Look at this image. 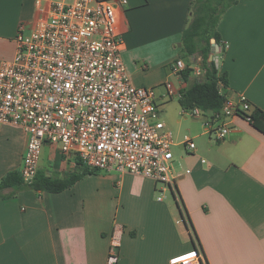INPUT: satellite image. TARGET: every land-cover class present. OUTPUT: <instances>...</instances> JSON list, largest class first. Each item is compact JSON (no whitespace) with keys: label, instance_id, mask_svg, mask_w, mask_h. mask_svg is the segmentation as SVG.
Instances as JSON below:
<instances>
[{"label":"crops","instance_id":"0c3cea01","mask_svg":"<svg viewBox=\"0 0 264 264\" xmlns=\"http://www.w3.org/2000/svg\"><path fill=\"white\" fill-rule=\"evenodd\" d=\"M37 1L0 0V61L13 59L19 26L35 22ZM127 2L120 22L124 61L137 85L157 88V101L165 107L173 102L166 82L182 93L197 79L193 70L189 80L177 74L176 61L203 65L202 56L188 55L183 43L195 0ZM218 30L228 44L218 53V66L228 73L227 96L237 100L244 94L264 111V0H239L223 14ZM211 116H192L203 121L191 135L205 139L200 148L178 146L189 155L187 167L175 170V203L166 195L158 199L167 190L151 178L102 170L60 192L24 187L0 198V264H108L118 229L116 264H177L175 257L195 249L192 235L209 264H264V132L236 115L216 121L230 125L218 140L206 125ZM27 143L24 128L0 127V180L21 171ZM86 166L46 142L38 172L65 179Z\"/></svg>","mask_w":264,"mask_h":264},{"label":"built area","instance_id":"2783aa9c","mask_svg":"<svg viewBox=\"0 0 264 264\" xmlns=\"http://www.w3.org/2000/svg\"><path fill=\"white\" fill-rule=\"evenodd\" d=\"M127 3L38 0L35 22L30 27L20 24L13 59L0 61V127L12 124L28 132L21 168L25 183L37 176L42 148L48 142L88 167L151 178L177 198L180 174L175 171L173 147L194 152L197 145L191 135L178 138L160 120L155 88L133 81L123 58L120 30ZM187 68L197 78L205 74L203 65L183 58L173 70L181 74ZM165 85L170 97H181L171 82ZM253 109L244 94L237 100L227 96L221 111H211L206 125L222 140L230 125L223 122L214 128V122L236 115L251 122ZM207 112L196 107L184 110V115ZM121 233L115 232L108 264L118 261ZM173 262L209 264L200 247Z\"/></svg>","mask_w":264,"mask_h":264},{"label":"trees","instance_id":"16d2710c","mask_svg":"<svg viewBox=\"0 0 264 264\" xmlns=\"http://www.w3.org/2000/svg\"><path fill=\"white\" fill-rule=\"evenodd\" d=\"M238 1L195 0L192 5L193 15L188 27L183 32V43L188 55L197 56L200 54L202 56L205 74L202 78H197L182 92L179 102L184 110L198 107L206 112H219L224 106L227 99L226 88L229 86L228 73L222 72L214 61L209 60L212 51L211 40L212 38L217 40L222 48L221 53L226 50L218 25L223 14ZM191 73L192 69L187 68L182 72V76L185 80H189ZM251 118V123L264 132V111L254 108ZM97 171V169L86 166L82 173L72 172L65 179L41 175L38 172L30 184L24 182L20 170L10 171L0 180V198L12 196L24 187H30L39 192H60L74 185L86 174ZM5 189H12V192L8 195L4 194ZM181 213L186 219L184 212L181 211ZM185 221L188 224L187 219ZM192 240L195 249L200 247L199 240L195 235H192Z\"/></svg>","mask_w":264,"mask_h":264},{"label":"rangeland","instance_id":"374dc122","mask_svg":"<svg viewBox=\"0 0 264 264\" xmlns=\"http://www.w3.org/2000/svg\"><path fill=\"white\" fill-rule=\"evenodd\" d=\"M26 33H29L28 31ZM220 51L219 53H221ZM163 87V86H162ZM166 88V85H164ZM163 87V88H164ZM156 92L157 88L154 87ZM159 89V88H158ZM167 90V88H166ZM166 92V91H165ZM158 93V92H157ZM168 95V91H167ZM172 99V103L170 105H165V107H162L160 110L159 118L160 120L164 121L166 123V126L172 130L175 134H178L179 136H184L186 134L188 135H193V129L195 126H201L202 125V120L201 118H195L192 116H188L185 118V115L183 114L180 105H179V97L178 96H173L169 97ZM158 102V101H157ZM159 104V103H158ZM180 120V122H178ZM204 124V123H203ZM220 122H216V126H219ZM201 128V127H200ZM205 141L204 138H196L195 143L200 148V146L203 144ZM173 152L175 154V161H174V166L176 171H181L185 169L187 166L184 162L186 157L189 155L188 152L185 151L184 148L182 147H173ZM160 187H166L164 184L159 183ZM167 190L164 194V191H159L158 195L164 197L166 195L168 201H173L175 203V198L170 189L166 187ZM181 220V218H180Z\"/></svg>","mask_w":264,"mask_h":264},{"label":"water","instance_id":"95a60500","mask_svg":"<svg viewBox=\"0 0 264 264\" xmlns=\"http://www.w3.org/2000/svg\"><path fill=\"white\" fill-rule=\"evenodd\" d=\"M212 53L210 54L209 60L214 61L217 65H219V56L218 53L220 52V44L217 42L215 38H212Z\"/></svg>","mask_w":264,"mask_h":264}]
</instances>
